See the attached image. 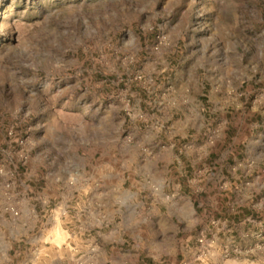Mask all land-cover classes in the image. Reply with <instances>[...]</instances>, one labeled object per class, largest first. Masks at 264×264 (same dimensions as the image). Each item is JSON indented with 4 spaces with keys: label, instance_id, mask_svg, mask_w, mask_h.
<instances>
[{
    "label": "rangeland",
    "instance_id": "rangeland-1",
    "mask_svg": "<svg viewBox=\"0 0 264 264\" xmlns=\"http://www.w3.org/2000/svg\"><path fill=\"white\" fill-rule=\"evenodd\" d=\"M215 94L240 126L228 136L263 153L245 156V190L222 189L218 202L187 195L207 204L208 218L237 225L210 224L197 244L173 241L152 261L123 232L113 197L100 200L103 188L120 173L127 200L148 207L131 183L137 161L168 154L170 143L193 151L199 136L184 114L212 121ZM178 194L171 188L170 200L188 199ZM122 260L264 264V0H0V264Z\"/></svg>",
    "mask_w": 264,
    "mask_h": 264
},
{
    "label": "crops",
    "instance_id": "crops-1",
    "mask_svg": "<svg viewBox=\"0 0 264 264\" xmlns=\"http://www.w3.org/2000/svg\"><path fill=\"white\" fill-rule=\"evenodd\" d=\"M212 101L214 111L217 110L218 112L214 113L210 122L204 120L206 115L202 113H196L193 119L191 118L192 114H184L183 127L185 129H195L199 136L190 145L194 149L193 151L183 153L176 143H170L168 154H156L152 157L153 159L137 161L140 170L135 171L136 176L131 183L136 188L137 194L144 193L151 197L148 207L145 206L143 207L145 209L139 210L138 205L140 203L133 204L127 200L123 189V178L120 173L109 176V185L103 188L104 193L102 194L104 195L100 200L103 198V203L108 204L113 197L114 211L119 215L123 232L131 229L133 236L138 237L139 240L136 247L138 253L142 252L141 254H143L145 252L144 256H150L152 261L171 253L173 251L171 248L173 241H182L187 246L194 242L197 244L195 240L196 231L205 229L210 224H213L216 232L220 230L217 227L218 223L227 226L237 225L235 217H230V215H228V218L219 216L216 221L208 218L207 204L203 207L200 200L196 204V199L192 200L187 195V193L195 192L199 199H203L212 193L218 202L222 199L220 197L222 189L227 190V195L229 192L231 194L236 192L238 190L237 186L245 190V186L249 185L248 181L252 177L251 170L243 168L246 163L245 156L249 157L251 153L253 155L263 153L259 148L252 147L248 142L246 143L241 137L228 136L227 132L230 129L236 128V133L240 132L239 123L235 124L232 121L231 103H228V99L217 94L212 96ZM202 129L214 133L218 130V134L210 137L209 133L201 132ZM219 130L222 133L219 134ZM205 134L207 138H205ZM175 148L178 149L179 154L174 153ZM192 152L200 154L201 157H209L208 164L193 155L190 156ZM237 155L242 157L239 158ZM160 161L163 162L164 175L158 174V163ZM240 166H242V169L238 170ZM253 172L258 173V170H253ZM235 178H244V180H241L240 183H236V180L229 181V179ZM222 179H227V182L223 184L224 186L221 184ZM57 180L63 182V177L58 176ZM234 183H236L235 187L233 186ZM171 188L179 193L178 197H182L180 195L183 194L188 196V199L170 200ZM56 209L59 222L63 224L64 222L61 221L62 215L59 214L60 206H57ZM65 218L67 219V216ZM244 222L242 220L239 223ZM241 235H245L243 231ZM213 237L215 240L212 247L214 251L219 252L223 241L219 240L216 234ZM144 246H146L145 249ZM122 264H129V262L124 261Z\"/></svg>",
    "mask_w": 264,
    "mask_h": 264
},
{
    "label": "built area",
    "instance_id": "built-area-1",
    "mask_svg": "<svg viewBox=\"0 0 264 264\" xmlns=\"http://www.w3.org/2000/svg\"><path fill=\"white\" fill-rule=\"evenodd\" d=\"M198 240H199L200 244L204 243V239L202 237H200Z\"/></svg>",
    "mask_w": 264,
    "mask_h": 264
}]
</instances>
